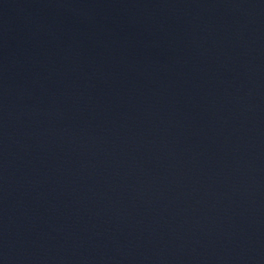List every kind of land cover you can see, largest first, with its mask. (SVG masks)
Returning <instances> with one entry per match:
<instances>
[{"label":"water","instance_id":"1","mask_svg":"<svg viewBox=\"0 0 264 264\" xmlns=\"http://www.w3.org/2000/svg\"><path fill=\"white\" fill-rule=\"evenodd\" d=\"M0 264H264V0H0Z\"/></svg>","mask_w":264,"mask_h":264}]
</instances>
